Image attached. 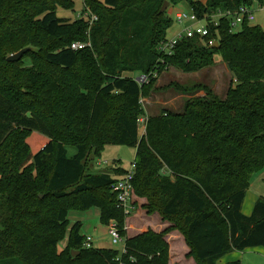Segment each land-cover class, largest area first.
<instances>
[{
	"label": "trees",
	"instance_id": "1",
	"mask_svg": "<svg viewBox=\"0 0 264 264\" xmlns=\"http://www.w3.org/2000/svg\"><path fill=\"white\" fill-rule=\"evenodd\" d=\"M14 1L0 0V45L10 40L16 51L32 47L24 56L39 53L16 81L0 66V262L169 264L166 232L125 239L121 255L86 248L82 224L70 228L71 212L97 208L102 224L115 221L125 236L127 216L112 185L127 172L88 168L108 145L137 149L135 195L146 199L148 213L175 225L197 264L264 248V197L251 216L242 211L253 175L264 171V29L245 22L231 32V20L222 18L208 37L183 40L170 56L161 51L174 22L160 13L165 2L188 3L203 18L256 0H84L98 21L90 31L93 49L82 50L72 44L87 40L89 20L57 14L59 7L73 9L75 0H24L35 27L9 16ZM17 25L25 28L12 30ZM217 55L233 76L226 97L207 89L211 98L189 100L183 113L149 117L140 138L141 98L148 91L136 78L153 83L170 66L199 72L214 66ZM21 63L6 65L18 71ZM69 146L77 149L73 157Z\"/></svg>",
	"mask_w": 264,
	"mask_h": 264
},
{
	"label": "rangeland",
	"instance_id": "2",
	"mask_svg": "<svg viewBox=\"0 0 264 264\" xmlns=\"http://www.w3.org/2000/svg\"><path fill=\"white\" fill-rule=\"evenodd\" d=\"M24 0H15L14 4L9 8V16H14L18 19V16L28 18L31 27L36 26L37 18L33 13L26 7ZM103 1V0H101ZM205 4V0H195ZM264 4V0L257 1L254 3V17L255 19L251 22V25H258L264 29V8L261 6ZM84 9V0H75L73 9H64L59 7L57 14L59 18L67 19L74 22L79 18V14ZM190 6L188 3H180L178 5H170L167 7L165 13L169 15L173 21L178 11H189ZM35 21V22H34ZM13 27V26H12ZM20 28L19 25L14 26L12 30ZM241 28H237L236 32L240 31ZM181 26L174 21L172 28L168 31L167 38L172 39L179 31ZM1 34V33H0ZM87 40L83 43L91 41L90 32H87ZM2 36V35H0ZM5 38L16 35H4ZM85 39V38H84ZM109 40L105 39V43ZM92 42V41H91ZM32 49V47H27ZM26 49V48H24ZM21 49L16 51L12 41L5 40L0 45V66L8 71L16 81V75L21 74L20 70L30 69L33 66V60L38 58V50L34 51L33 56H24L20 67H17L18 71H14L13 66L6 65L9 57L24 50ZM88 49H93L92 46ZM99 52L101 49L99 47ZM97 52L94 55V59L97 62L94 65V69L99 67L101 55ZM25 55V54H24ZM215 65L212 67L204 68L203 70L195 73H185L182 70L170 66L162 74L154 76L155 82L151 83L150 80L146 83L147 94L141 98L143 107V115L140 117L143 122H140L139 134L140 138L146 134V122L149 117L157 116L164 111L183 113L185 106L189 100L194 99H208L211 95H207L206 91L209 89L214 95L224 99L228 93L229 88L233 84V76L227 68L226 64L222 61L219 55L215 58ZM155 74V73H154ZM129 76H132L130 74ZM32 88L29 92H32ZM23 92L27 90L24 88ZM69 157H73L77 154L75 147H68ZM137 149L134 147L121 146V145H108L105 147L100 156L94 155L93 164L89 163V172L94 174L108 173L115 175V169H122L126 172L132 169L135 162ZM136 196V195H135ZM253 197H264V171L257 172L253 175L251 181V187L248 190V199ZM147 201L145 198L135 197V211L133 215L127 217L124 224V239L139 236L147 232H153L155 234H161L166 232L165 239L169 246V264H182L189 261H193V264H197L193 257H189L190 248L188 247L182 233L174 229L175 225L167 220H164L158 213H148L145 209ZM69 220L71 225L77 221L82 224V235L86 237H92L95 239V248H112L124 251L125 244L120 243L114 245L109 235L108 226L102 224L100 220L99 209L93 208L86 212H71L69 214ZM67 246V238L60 244L59 251H62ZM61 253V252H59ZM76 255H73V257ZM10 261L0 262V264H10ZM80 264V263H79ZM192 264V263H190ZM243 264H264V256L260 253H247L244 256Z\"/></svg>",
	"mask_w": 264,
	"mask_h": 264
},
{
	"label": "built area",
	"instance_id": "3",
	"mask_svg": "<svg viewBox=\"0 0 264 264\" xmlns=\"http://www.w3.org/2000/svg\"><path fill=\"white\" fill-rule=\"evenodd\" d=\"M258 0H256L257 2ZM264 8V4H261ZM254 7V6H253ZM249 6H242L237 11H226L220 12L214 16H205L200 18L193 10L189 11H178L175 15V20L180 26L181 30L172 38L167 39V41L163 42L161 45L162 53L170 56L173 54L175 47L187 39L201 38L204 39L208 37L211 33L212 26H218L219 20L222 18H228L231 20V32H236L237 28H241L245 22L251 23L254 17V8ZM85 17L90 22L91 31L92 26L98 21V16L93 13L91 6L84 1V9L79 14V18ZM217 42L210 41L209 45L213 46ZM92 46V42L88 41L86 43L83 42H75L72 44L73 50H82ZM157 73L155 74V76ZM139 78V79H138ZM136 78V81L140 85H144L149 82V77L147 76H139ZM143 122V120H139V123ZM135 175V162L132 166V169L128 171L124 177L119 179L116 183L112 185V191L117 196V207L121 209L127 217L133 215L136 205H135V191L133 186V179ZM109 227V235L111 236L112 243L114 245H119L120 243L125 244V239L122 237L120 228L118 223L112 221ZM94 246V241L92 237H87L85 241V247L91 248ZM121 252V251H120ZM126 253V249L121 252V255ZM120 260V259H118ZM124 264V263H120Z\"/></svg>",
	"mask_w": 264,
	"mask_h": 264
},
{
	"label": "crops",
	"instance_id": "4",
	"mask_svg": "<svg viewBox=\"0 0 264 264\" xmlns=\"http://www.w3.org/2000/svg\"><path fill=\"white\" fill-rule=\"evenodd\" d=\"M205 1H207V0H205ZM257 201H258V197H253V198H249L248 199V191H247L246 198H245V201H244V204H243V208H242V211H243L244 215L251 216L253 214V211H254V208H255V205H256ZM99 212H100V210H99ZM100 215H101V212H100ZM77 222H79V221H77ZM77 222L73 223L70 226V228L73 227V225L76 224ZM107 228L109 229V227H107ZM93 241L95 243V239L94 238H93ZM103 249H106V248H103ZM108 249H112V248H108ZM247 253H260L261 255L264 256V248L263 247L249 248V249H246L244 252L234 251L232 253H229V254L225 255L223 258H221L219 260L218 263L219 264H228V263H231V262L239 261L241 264H243L244 256ZM190 263L193 264L194 262L191 260V261H189L187 263L183 262L182 264H190Z\"/></svg>",
	"mask_w": 264,
	"mask_h": 264
},
{
	"label": "water",
	"instance_id": "5",
	"mask_svg": "<svg viewBox=\"0 0 264 264\" xmlns=\"http://www.w3.org/2000/svg\"><path fill=\"white\" fill-rule=\"evenodd\" d=\"M169 2H165L160 13L161 14H164L165 11L167 10V7L169 6ZM218 46V43L214 44L213 47H217ZM30 50V48H26L22 51H20L19 53L15 54V55H12L11 57L8 58V62H18L22 59V57L24 56V54H26L28 51ZM139 79V78H138ZM138 81V80H137ZM73 255H76V254H79V252H72Z\"/></svg>",
	"mask_w": 264,
	"mask_h": 264
}]
</instances>
